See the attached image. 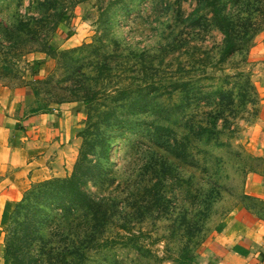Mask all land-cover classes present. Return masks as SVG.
Returning a JSON list of instances; mask_svg holds the SVG:
<instances>
[{
  "label": "rangeland",
  "instance_id": "1",
  "mask_svg": "<svg viewBox=\"0 0 264 264\" xmlns=\"http://www.w3.org/2000/svg\"><path fill=\"white\" fill-rule=\"evenodd\" d=\"M220 1L238 44L225 59L204 0H0V79L77 119L73 169L49 180L75 177L101 217L32 197L13 212L2 264H205L228 213L264 208L244 192L264 173L247 149L264 98V0ZM214 116L204 141L173 153L188 131L173 120L208 131Z\"/></svg>",
  "mask_w": 264,
  "mask_h": 264
},
{
  "label": "crops",
  "instance_id": "2",
  "mask_svg": "<svg viewBox=\"0 0 264 264\" xmlns=\"http://www.w3.org/2000/svg\"><path fill=\"white\" fill-rule=\"evenodd\" d=\"M71 114L40 111L33 90L0 79V264L5 230L25 193L73 169L81 141ZM247 149L264 159V98ZM244 190L264 207L263 172L249 174ZM205 246V264H264V208H235Z\"/></svg>",
  "mask_w": 264,
  "mask_h": 264
},
{
  "label": "trees",
  "instance_id": "3",
  "mask_svg": "<svg viewBox=\"0 0 264 264\" xmlns=\"http://www.w3.org/2000/svg\"><path fill=\"white\" fill-rule=\"evenodd\" d=\"M204 5L211 9L214 22L216 23L217 27L225 34L226 47L224 52L222 53V58H229L231 55L234 54L238 44L233 34V32L236 31V27L234 26V24H232V22H230L226 15V5L223 4L220 0H204ZM169 117H175V111H172ZM221 117L222 116L213 117V120L210 124L211 128L208 131L199 124L198 130H196V126L194 123L188 124L182 120H173L174 124H183L181 125V127L184 126L188 128V131H185L187 135L183 137L184 140L177 141L176 145H174L173 153L176 154V156L181 155V153H183V156L185 157L186 154L184 152H188V150L190 149L189 145L192 142V140L189 139V136L204 141L205 135L208 136L215 128H218L217 123ZM162 136L163 135H160L156 138L157 143H160V140H163L162 143L167 141L166 139H160L162 138ZM206 140L207 138L205 139V141ZM169 145L171 146V144ZM23 197L24 198H22V200L17 204L14 213L17 211V209L20 210L25 203L30 202L32 197H34L36 198V200H38L35 205L37 208L43 207L44 205L59 207L61 204L67 203L79 207L80 209H87L90 214L95 217V222H100L101 220V217H99V213H97L94 208L95 206L98 207L99 205L95 203L94 199H92L83 190V188L79 184V181L75 177L67 180L54 179L35 184L33 186V190L25 193ZM14 213L11 216V220L13 218Z\"/></svg>",
  "mask_w": 264,
  "mask_h": 264
}]
</instances>
